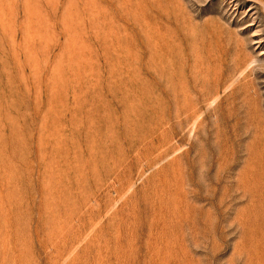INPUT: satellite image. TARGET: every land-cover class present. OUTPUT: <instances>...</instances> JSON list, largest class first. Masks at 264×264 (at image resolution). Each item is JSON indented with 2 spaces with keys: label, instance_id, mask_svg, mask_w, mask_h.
I'll return each mask as SVG.
<instances>
[{
  "label": "rangeland",
  "instance_id": "rangeland-1",
  "mask_svg": "<svg viewBox=\"0 0 264 264\" xmlns=\"http://www.w3.org/2000/svg\"><path fill=\"white\" fill-rule=\"evenodd\" d=\"M0 264H264V0H0Z\"/></svg>",
  "mask_w": 264,
  "mask_h": 264
}]
</instances>
